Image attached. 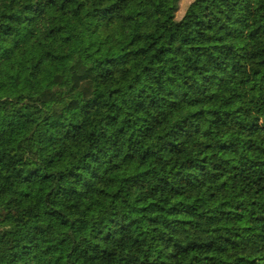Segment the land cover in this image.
I'll return each instance as SVG.
<instances>
[{
    "label": "trees",
    "instance_id": "1",
    "mask_svg": "<svg viewBox=\"0 0 264 264\" xmlns=\"http://www.w3.org/2000/svg\"><path fill=\"white\" fill-rule=\"evenodd\" d=\"M0 0V264H264V0Z\"/></svg>",
    "mask_w": 264,
    "mask_h": 264
},
{
    "label": "rangeland",
    "instance_id": "2",
    "mask_svg": "<svg viewBox=\"0 0 264 264\" xmlns=\"http://www.w3.org/2000/svg\"><path fill=\"white\" fill-rule=\"evenodd\" d=\"M196 0H181L179 11L176 14V19L180 20L185 14L188 7L192 6Z\"/></svg>",
    "mask_w": 264,
    "mask_h": 264
}]
</instances>
